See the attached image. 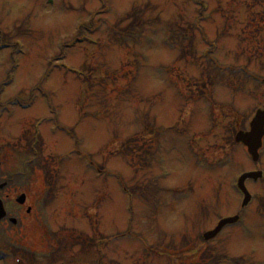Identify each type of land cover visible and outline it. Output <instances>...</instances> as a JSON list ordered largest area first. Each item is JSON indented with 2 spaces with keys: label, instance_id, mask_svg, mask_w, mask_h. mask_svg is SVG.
Returning <instances> with one entry per match:
<instances>
[{
  "label": "rangeland",
  "instance_id": "rangeland-1",
  "mask_svg": "<svg viewBox=\"0 0 264 264\" xmlns=\"http://www.w3.org/2000/svg\"><path fill=\"white\" fill-rule=\"evenodd\" d=\"M196 1L0 0V187L26 197L0 253L171 264L137 259L133 234L174 249L243 213L235 180L264 168V138L256 163L234 142L264 111V0ZM247 187L246 234L205 246L217 264H264V180Z\"/></svg>",
  "mask_w": 264,
  "mask_h": 264
},
{
  "label": "flooded vegetation",
  "instance_id": "flooded-vegetation-1",
  "mask_svg": "<svg viewBox=\"0 0 264 264\" xmlns=\"http://www.w3.org/2000/svg\"><path fill=\"white\" fill-rule=\"evenodd\" d=\"M0 199L3 201L4 207H5V210H6V213H7V217L0 224L3 223L4 225L5 224L7 225V224H9V219L11 217H13V216H11V214L9 212L8 206L10 205V202L13 199H15V197L14 198H10L8 195H3V193L0 191ZM257 199L260 201L259 198H257ZM258 200L252 199L251 202L248 203L247 207L244 208V209H242L243 210V213L241 215H239V218H240L239 219V222L237 224L233 225L232 227L230 226V229L231 228H234V227L236 228V226L237 227H240V228L243 226L244 228H246L245 219H246V217L248 216V214L250 212V211L249 212H247V211L252 206H254ZM15 205H16V207H15L16 211H19L20 212L22 210V208L24 207L25 204L22 205V206H19L17 204H15ZM251 210H254V209L251 208ZM255 210H256V208H255ZM30 213H32V210H31L30 207L27 206L26 209H25V214L29 216ZM256 216L259 218V214H257ZM17 225H18V221H17ZM241 229L245 233V230L243 228H241ZM160 233H162V231H160ZM247 234H248V231H247ZM134 235H135L136 238L137 237L139 238L138 235H136V234H134ZM200 237H197L195 240H192V241H189L188 239H185L184 241H179L177 243V247L174 248V249H173V247H169L168 244L166 246H164V247L163 246L162 247H155L153 245V243L150 242L152 244L151 245L146 240V244L152 246V250L150 251V249H149L148 252H145V250H143L141 248V246H140V245H144L145 242L144 243L138 242V244H139V252H138V250L137 251H134L133 252V255L136 256V257H139L140 256L137 259H143V261H145L144 260L145 258L147 259V258L150 257V255H149L150 253L151 254L153 253L154 255H156V252H157V249H158V250H161V253H162L160 257L167 258V259H171V264H187V262H190V261L198 262L201 259V256L202 255H206V253L208 252L209 247L206 248L205 246H207L208 243H211L213 241L212 240V241L205 242V241H203V239L201 240ZM162 238H163V235H162ZM162 244H163V241H162ZM140 253H141V255H142L143 258L141 257ZM31 261L34 262V258H32Z\"/></svg>",
  "mask_w": 264,
  "mask_h": 264
},
{
  "label": "water",
  "instance_id": "water-1",
  "mask_svg": "<svg viewBox=\"0 0 264 264\" xmlns=\"http://www.w3.org/2000/svg\"><path fill=\"white\" fill-rule=\"evenodd\" d=\"M249 128H250L249 132L237 133L235 136V142L237 144H241L242 146L246 147L248 155L250 156L251 160L255 162L258 159V150L261 147V140L264 136V112L263 111L258 110L256 112L255 116L250 122ZM260 177H261L260 173H246V174H243L238 179L237 187L245 196L244 203L249 201L248 194L244 188L245 181L248 179H252L256 181ZM24 200H25V197L22 195V196H19L16 201L19 204H23ZM5 215L6 214L3 209V205L0 201V221L5 218ZM235 221H236V218L222 220L213 232H210L204 235L205 240L214 238L225 225L232 224ZM11 222L15 224L14 220H11Z\"/></svg>",
  "mask_w": 264,
  "mask_h": 264
},
{
  "label": "trees",
  "instance_id": "trees-1",
  "mask_svg": "<svg viewBox=\"0 0 264 264\" xmlns=\"http://www.w3.org/2000/svg\"><path fill=\"white\" fill-rule=\"evenodd\" d=\"M18 251H19V249H18V250H15V251H14V254H17ZM19 252H20V251H19ZM23 252L26 253L25 251H23ZM26 255H28V253H27ZM28 256H29L30 258H32L31 254H29ZM27 260H28V259H27Z\"/></svg>",
  "mask_w": 264,
  "mask_h": 264
}]
</instances>
